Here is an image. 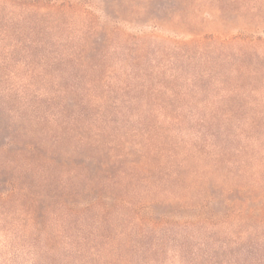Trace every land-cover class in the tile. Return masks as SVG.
Returning <instances> with one entry per match:
<instances>
[{
  "label": "rangeland",
  "instance_id": "rangeland-1",
  "mask_svg": "<svg viewBox=\"0 0 264 264\" xmlns=\"http://www.w3.org/2000/svg\"><path fill=\"white\" fill-rule=\"evenodd\" d=\"M0 264H264V0H0Z\"/></svg>",
  "mask_w": 264,
  "mask_h": 264
},
{
  "label": "trees",
  "instance_id": "trees-1",
  "mask_svg": "<svg viewBox=\"0 0 264 264\" xmlns=\"http://www.w3.org/2000/svg\"><path fill=\"white\" fill-rule=\"evenodd\" d=\"M205 219L209 220L210 218H205ZM205 221H206V220H205Z\"/></svg>",
  "mask_w": 264,
  "mask_h": 264
}]
</instances>
